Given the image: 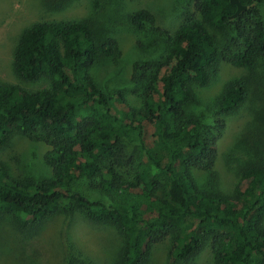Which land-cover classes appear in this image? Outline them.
<instances>
[{"label":"trees","instance_id":"trees-1","mask_svg":"<svg viewBox=\"0 0 264 264\" xmlns=\"http://www.w3.org/2000/svg\"><path fill=\"white\" fill-rule=\"evenodd\" d=\"M73 1L43 0L50 10ZM240 2L248 9L232 18L231 0H189L174 32L116 2L24 29L13 50L17 82L0 80V148L15 136L43 144L48 174L16 177L0 160V222L37 232L76 210L116 229L114 264H149L159 245L170 262L209 248L211 264H264V0ZM118 24L141 34L136 47L148 56L125 88L106 80L124 72ZM222 64L245 74L202 99ZM245 105L252 127L233 146L240 171L224 188L223 117Z\"/></svg>","mask_w":264,"mask_h":264},{"label":"rangeland","instance_id":"rangeland-1","mask_svg":"<svg viewBox=\"0 0 264 264\" xmlns=\"http://www.w3.org/2000/svg\"><path fill=\"white\" fill-rule=\"evenodd\" d=\"M189 0H74L50 10L43 0H0V80L17 82L13 71V50L21 33L31 24L46 20H75L97 14L103 7H112L116 2L122 7V14L145 9L155 15L158 24L174 32L180 25L182 9ZM68 3V4H67ZM264 15V4L260 6ZM130 10V11H126ZM114 36L120 41L123 50L119 77H106L112 85L118 82L119 88L128 87L126 79L131 74V67L138 60L147 59L136 47L141 34L128 26L119 25ZM245 71L227 64L220 66L218 79L210 87L201 91L202 99H210L222 84ZM117 88V87H114ZM264 99V87L259 89ZM205 122L213 125V114L206 108L197 110ZM226 127L218 143L219 160L217 174L224 188L237 182L239 156L233 150L237 138L252 127L251 105L238 109L235 113L223 117ZM47 147L28 141L22 136H15L11 142L0 148V160L5 162L10 173L16 177H44L48 170L44 165ZM88 193V190H86ZM116 229L90 222L79 211L71 214H58L51 218L37 232H21L9 222H0V264H114V255L121 246ZM212 257L206 248L195 259L182 262H170L167 259V246L159 245L154 249L149 264H211Z\"/></svg>","mask_w":264,"mask_h":264},{"label":"water","instance_id":"water-1","mask_svg":"<svg viewBox=\"0 0 264 264\" xmlns=\"http://www.w3.org/2000/svg\"><path fill=\"white\" fill-rule=\"evenodd\" d=\"M232 4L237 6V11L232 18H237L242 12L248 9L247 6L243 5L240 0H231Z\"/></svg>","mask_w":264,"mask_h":264}]
</instances>
